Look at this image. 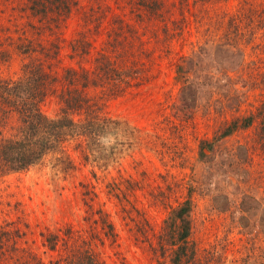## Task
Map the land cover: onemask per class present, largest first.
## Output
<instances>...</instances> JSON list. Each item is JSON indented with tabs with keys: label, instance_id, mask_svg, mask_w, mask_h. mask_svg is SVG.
Here are the masks:
<instances>
[{
	"label": "rangeland",
	"instance_id": "obj_1",
	"mask_svg": "<svg viewBox=\"0 0 264 264\" xmlns=\"http://www.w3.org/2000/svg\"><path fill=\"white\" fill-rule=\"evenodd\" d=\"M29 56L56 95L88 85L113 122L0 176V241L65 264L54 243L72 228L102 264H155L162 221L190 190L194 264H264V0H0V79L17 81ZM56 95L41 104L49 119Z\"/></svg>",
	"mask_w": 264,
	"mask_h": 264
},
{
	"label": "trees",
	"instance_id": "obj_2",
	"mask_svg": "<svg viewBox=\"0 0 264 264\" xmlns=\"http://www.w3.org/2000/svg\"><path fill=\"white\" fill-rule=\"evenodd\" d=\"M151 4L155 5V2L151 1ZM28 60L29 62L22 66V76L17 81L0 79V176L30 168L52 148L63 144L66 139L79 137L85 142L79 145H89L98 138L104 126L113 122L106 114L100 115L101 108L94 101L85 99L84 91L89 88L88 85H84L83 90L78 91L70 86H64L62 90L60 84L61 91L56 95L59 82L55 78H52V83L48 81L50 75L44 73L43 66L35 63L33 57L29 56ZM181 69L182 67H178L177 72ZM70 72L68 70L65 73V78L69 80L67 83L72 80V77H68ZM191 86L188 82L182 84L180 88L182 104H186V91ZM192 88L196 92V87ZM54 94L59 100V115L49 119L42 113L41 104ZM260 111L264 112V101ZM76 113L80 118L74 122L72 117ZM252 122L253 117L250 116L243 120L237 118L228 122L211 140L198 143L197 156L200 159L205 158V154L211 153L216 143L238 129L248 128ZM3 130L10 133L3 134ZM190 192L192 193L188 190L186 198L168 210L162 221L157 243L153 248L157 258L155 264H194L197 251L190 241L193 206ZM99 214L101 226L104 228L106 223L102 219L104 214L101 213V209ZM111 227L109 223L107 228L111 230ZM10 234L11 232H1L0 236H6L8 239ZM77 237L80 236L75 235L72 228L63 236H57L54 244L58 243L60 247V250L55 249L56 252L60 251L58 260H65V264H102L89 251L88 243L84 244ZM73 241L77 245H69ZM0 253L5 259L7 254L11 253L17 261L16 264L32 262L35 264L37 260L33 254L31 256L19 248L16 249L14 243L9 244L8 240L0 241Z\"/></svg>",
	"mask_w": 264,
	"mask_h": 264
}]
</instances>
